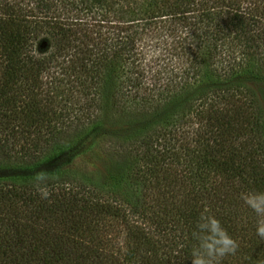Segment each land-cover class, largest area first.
<instances>
[{"label": "trees", "instance_id": "1", "mask_svg": "<svg viewBox=\"0 0 264 264\" xmlns=\"http://www.w3.org/2000/svg\"><path fill=\"white\" fill-rule=\"evenodd\" d=\"M257 82L263 0H0V264H191L205 209L264 264Z\"/></svg>", "mask_w": 264, "mask_h": 264}, {"label": "clouds", "instance_id": "2", "mask_svg": "<svg viewBox=\"0 0 264 264\" xmlns=\"http://www.w3.org/2000/svg\"><path fill=\"white\" fill-rule=\"evenodd\" d=\"M49 176L37 172L33 178L36 191L41 199H48L46 182ZM245 205L255 214L256 235L264 240V191L241 194ZM195 245L191 250V264H221L225 256L235 254L237 241L222 226L221 221L207 209L198 217L193 231Z\"/></svg>", "mask_w": 264, "mask_h": 264}, {"label": "rangeland", "instance_id": "3", "mask_svg": "<svg viewBox=\"0 0 264 264\" xmlns=\"http://www.w3.org/2000/svg\"><path fill=\"white\" fill-rule=\"evenodd\" d=\"M254 1L258 2L259 0H254ZM263 2H264V0H263ZM252 88L256 92V94L260 100V103L264 107V82H257L255 84H252ZM118 132H122V131L119 130ZM86 160L88 161V166H90L94 170H97L101 174L103 173L104 169L107 166L106 160L103 157L94 156V157H92V159L86 158Z\"/></svg>", "mask_w": 264, "mask_h": 264}]
</instances>
